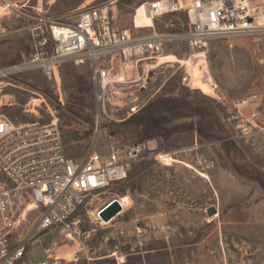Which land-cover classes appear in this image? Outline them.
I'll return each instance as SVG.
<instances>
[{
	"label": "rangeland",
	"instance_id": "obj_1",
	"mask_svg": "<svg viewBox=\"0 0 264 264\" xmlns=\"http://www.w3.org/2000/svg\"><path fill=\"white\" fill-rule=\"evenodd\" d=\"M20 1H29L24 14L32 18L0 12V67L30 55L28 27L37 11L33 8L42 7L48 16L65 21V15L78 8L107 3L117 25L128 27L134 10L152 0H94L90 4L87 0H55L53 5L51 0ZM170 51L167 54L183 60L204 52L217 97L186 86L175 76L169 79L172 70L164 67L158 72H166L165 76L150 82L142 95L144 109L123 122L103 120L100 142L110 135L121 142L162 137L161 154H172L192 164L210 179L181 164L164 166L150 156L140 163L150 164L148 169L138 172L135 167L127 182L94 201L99 209L117 197L129 196V210L109 225L90 220L83 213V228L91 232V245L99 255L128 254L131 260L127 264H264V131L260 130L264 129V32L215 38L206 49L196 52L186 44ZM88 74L85 66L65 65L62 105L52 83L40 72L25 73L13 83L18 89L9 88L3 94L11 99L0 113L20 123L50 122L54 114L64 135L66 153L82 160L96 136L97 107ZM33 99L42 101L38 115L27 112ZM254 113L258 115L256 121L251 118ZM212 206L218 209L217 217L207 214ZM121 225L128 237H118ZM137 226L148 230L141 240L135 237ZM60 241L59 232L40 234L28 247V259L43 261L45 249ZM72 251L68 244L58 253L69 255ZM108 261L116 264L113 259Z\"/></svg>",
	"mask_w": 264,
	"mask_h": 264
},
{
	"label": "built area",
	"instance_id": "obj_2",
	"mask_svg": "<svg viewBox=\"0 0 264 264\" xmlns=\"http://www.w3.org/2000/svg\"><path fill=\"white\" fill-rule=\"evenodd\" d=\"M28 5L29 1L0 0L4 15L28 16L24 14ZM144 5L152 28L136 26L137 8L128 27L117 25L107 3L78 8L66 14L65 21L33 8L37 11L28 27L30 55L0 67L1 95L9 88L18 89L13 83L23 74L38 71L55 86L64 105V65L85 66L97 107L96 136L82 160L66 155L54 114V123L44 124L20 123L0 113V264H110L111 259L127 264L128 254L120 253L124 262L118 252L98 254L91 245V232L83 228V213L103 225L104 206L96 209L95 198L126 182L135 164L150 156L158 160L160 142L157 138L121 142L112 135L100 142L103 120L119 123L140 113L146 106L143 93L150 82L165 76L166 72H158L164 67L172 70L169 79L184 72L183 84L190 87L186 65L159 64L171 48L186 44L196 52L215 38L264 32V0H152ZM3 105L7 104L0 108ZM237 108L241 114L240 104ZM251 118L256 121L258 115ZM121 207L113 222L128 211ZM45 232H59L61 241L45 249L46 259L34 263L28 259V247ZM147 232L137 226L135 237L141 240ZM117 235L127 236L123 225ZM68 244L73 248L69 255L58 253Z\"/></svg>",
	"mask_w": 264,
	"mask_h": 264
},
{
	"label": "bare ground",
	"instance_id": "obj_3",
	"mask_svg": "<svg viewBox=\"0 0 264 264\" xmlns=\"http://www.w3.org/2000/svg\"><path fill=\"white\" fill-rule=\"evenodd\" d=\"M93 1L94 0H87V3L90 4ZM40 2L43 3V0H40ZM54 3H55V0H51V4L53 5ZM145 9L146 7L144 3L140 5V7L137 8V13L135 15L134 22L136 26L142 25L143 27L152 28L154 25L153 19L146 14ZM0 12H2V9H0ZM143 29H146V28H143ZM159 64L160 65L170 64L172 66H174L175 64H182V65L184 64L188 66L190 69L189 74L191 75V86L203 91L205 95L217 97V92H216L217 85L214 83L212 79L208 61L205 57L204 52L195 53L191 57V59H188V60L179 59L176 55H173V54H165L164 56L160 58ZM10 99H11V96L9 95L3 96L0 94V105L4 104L5 102H9ZM41 102L42 101L40 99H33L29 104V106L31 107L30 112H33L38 115L39 113L37 111V107H40L39 105ZM54 121L55 120H51L48 124H52L54 123ZM158 161L167 167H171L174 164H181L185 166L186 168L194 170L200 177L204 179H208V180L210 179V176L207 173L197 170L192 164L181 161L178 158L174 157L172 154H168V153L161 154L160 153L158 155ZM119 202L124 207V209L127 210L132 203V198L129 196H124V197L119 198ZM214 217H217V215H215ZM101 220H102L103 225H109L113 222L112 221L111 223H107L103 219ZM119 259L121 262H124L125 260L124 257H119Z\"/></svg>",
	"mask_w": 264,
	"mask_h": 264
},
{
	"label": "water",
	"instance_id": "obj_4",
	"mask_svg": "<svg viewBox=\"0 0 264 264\" xmlns=\"http://www.w3.org/2000/svg\"><path fill=\"white\" fill-rule=\"evenodd\" d=\"M121 211L122 207L120 205V202L117 199H114L110 201L107 205H105V207L101 211L100 217L105 222H110L115 217H117ZM207 214L210 217H213L214 215L218 214V209H216L215 206H212L207 209Z\"/></svg>",
	"mask_w": 264,
	"mask_h": 264
},
{
	"label": "trees",
	"instance_id": "obj_5",
	"mask_svg": "<svg viewBox=\"0 0 264 264\" xmlns=\"http://www.w3.org/2000/svg\"><path fill=\"white\" fill-rule=\"evenodd\" d=\"M67 65V64H66ZM64 67H65V65H64ZM64 67H63V71H62V77H63V74H64ZM89 75V81H90V83H91V80H90V74H88ZM183 72H180L178 75H176L174 78L176 79H178V81H181L182 82V79H183ZM169 83V82H168ZM91 85H92V83H91ZM168 85V84H167ZM169 85H172V82L169 84ZM51 87H52V90L55 92L56 90V88H55V86L52 84L51 85ZM166 87L167 86H165V90L167 91L168 89H166ZM49 122H44V124H48ZM64 135H63V133H62V137H63ZM154 138H157L158 140H159V142H160V151H164V149L162 148V141H163V139H162V137H154ZM63 142H64V139H63ZM64 147H65V152H66V145H65V142H64ZM66 155L68 156V157H71L69 154H67L66 153ZM141 162H139V163H137V164H135L134 165V167H133V169L130 171V174H129V178L131 177V175L133 174V172H134V170H135V167H137L138 166V168L136 169L138 172H141V171H144V170H146V169H148V167H149V165L150 164H146V163H142V164H140ZM136 171V172H137ZM129 178H128V180H129ZM127 182V181H126ZM125 183V182H124ZM123 183V184H124ZM153 249V248H152ZM131 260V258H130V256L129 257H127V263H129V261Z\"/></svg>",
	"mask_w": 264,
	"mask_h": 264
}]
</instances>
